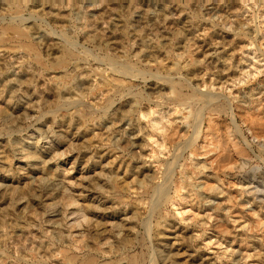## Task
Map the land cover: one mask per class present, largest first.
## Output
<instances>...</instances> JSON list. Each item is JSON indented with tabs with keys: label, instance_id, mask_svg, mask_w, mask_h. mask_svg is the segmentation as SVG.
I'll return each mask as SVG.
<instances>
[{
	"label": "rangeland",
	"instance_id": "obj_1",
	"mask_svg": "<svg viewBox=\"0 0 264 264\" xmlns=\"http://www.w3.org/2000/svg\"><path fill=\"white\" fill-rule=\"evenodd\" d=\"M0 38V264H264V0H0ZM176 84L246 165L214 179Z\"/></svg>",
	"mask_w": 264,
	"mask_h": 264
},
{
	"label": "bare ground",
	"instance_id": "obj_2",
	"mask_svg": "<svg viewBox=\"0 0 264 264\" xmlns=\"http://www.w3.org/2000/svg\"><path fill=\"white\" fill-rule=\"evenodd\" d=\"M3 30L4 31L5 30H9V31H12V32H15V33L19 34L20 36L22 35L19 32V30H17L16 26H14V25H10V26H8L7 29L5 28ZM0 43H2L1 38H0ZM69 56H70V54L67 52L65 57H69ZM64 60H62V62ZM194 63H196V62H194ZM126 65H129V64H126ZM122 68H124V67H122ZM125 72H127V71H125ZM113 80H114V78H113ZM117 80H119V78ZM117 80L115 79V81H117ZM120 82H123V81H118L116 84H118ZM121 84H123V83H121ZM182 85L180 84V85H177V87H176L177 88L176 89L177 90V93H176L177 94V99H176L177 103H182L183 104L185 102L186 103L187 102H192V103H195L196 105L200 104V107L194 108L195 110H194L193 114L191 115V121H190L189 126H191L194 129V131H193L194 133H193V137H191L192 139L191 138L190 139L193 142H197L198 139L201 140V138H203V137H204V139H206L205 145L209 149L208 152L212 153L211 157L209 158L210 161H209L208 164L210 165V168L212 170L211 172H213L212 174L214 175V179L217 180L220 177H223L224 173L222 174V171H227L228 173L229 172L231 173L232 171H235L234 170L235 168L239 169L240 167L242 168L243 164L246 165L247 164L246 162L251 160L250 159L251 154H250L249 149L247 147H244L241 144V142L236 139L237 138L235 136L236 133L234 134L233 130L230 131L231 129L229 130L228 127H226V129H225V126H222V123H225V122L220 120L221 117H223L227 113L228 108L226 107V105L224 103H216V101L213 98H211L209 95H204V94H200V95L199 94H188V95H186L187 93L186 94H182L181 93V90H183V89H181ZM118 86H120V85L118 84ZM121 87H123V86H121ZM183 87H185V86H183ZM174 101H175V99H174ZM235 106L237 108H239V106H237V105H235ZM242 109L243 108H241V110ZM261 113H262L261 115H256V114L255 115H251V114H249V112L248 113L245 112L243 114L241 113V114H237V115L239 116V118L241 119L243 124L247 127L248 131L250 132L251 137L253 139H256V141H258L259 144H261L260 146H264V108H263ZM158 122H156V123H158ZM157 126H158V124H157ZM174 134H175L174 131L173 132L172 131L169 132L167 134V136H165L166 137V141L170 142L172 140V137H173ZM191 140H190V142H191ZM185 142H187V141H185ZM187 144L189 145V142ZM190 144L193 145L192 142ZM188 148L189 147L187 146L186 149H188ZM195 149L197 150V148H195ZM191 151H193V149ZM193 153H194L193 157H194V155H196V156L199 155L198 153H197L198 155L195 154V152H193ZM176 156L178 158V155H176ZM173 162H175V160H173ZM171 163H172V160H171ZM172 165H173V163H172ZM172 165H170V166H172ZM202 168H206L205 165ZM210 184L208 183V186L206 185V187H208L207 189L209 191H211L210 193H212V192H214V189L216 190L217 188H215L216 186L214 187V185H210ZM156 188L159 189L158 187H156ZM255 189H252V192ZM149 190H150V192L154 191V190H152L150 188H149ZM158 192H159V190H158ZM253 193L258 194V196L261 198V200L259 202L261 204H264V193L262 191L261 192L254 191ZM148 194H149V191H148ZM159 195L161 196V193H159L158 196ZM162 196H163V193H162ZM134 259L135 258L131 259L129 263L130 264H139L137 262V260H134ZM92 262H93V260L90 259V257H89V258L84 259L80 264H92Z\"/></svg>",
	"mask_w": 264,
	"mask_h": 264
}]
</instances>
